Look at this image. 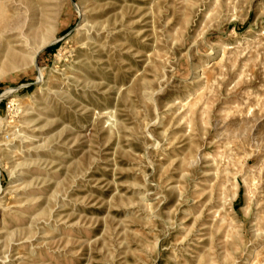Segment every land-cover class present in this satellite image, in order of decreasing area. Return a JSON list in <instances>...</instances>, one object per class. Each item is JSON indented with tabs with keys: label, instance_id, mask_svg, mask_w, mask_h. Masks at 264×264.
<instances>
[{
	"label": "rangeland",
	"instance_id": "rangeland-1",
	"mask_svg": "<svg viewBox=\"0 0 264 264\" xmlns=\"http://www.w3.org/2000/svg\"><path fill=\"white\" fill-rule=\"evenodd\" d=\"M0 264H264V0H0Z\"/></svg>",
	"mask_w": 264,
	"mask_h": 264
},
{
	"label": "built area",
	"instance_id": "built-area-1",
	"mask_svg": "<svg viewBox=\"0 0 264 264\" xmlns=\"http://www.w3.org/2000/svg\"><path fill=\"white\" fill-rule=\"evenodd\" d=\"M5 137H6V139H9V136L8 135H6Z\"/></svg>",
	"mask_w": 264,
	"mask_h": 264
}]
</instances>
